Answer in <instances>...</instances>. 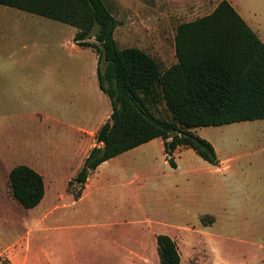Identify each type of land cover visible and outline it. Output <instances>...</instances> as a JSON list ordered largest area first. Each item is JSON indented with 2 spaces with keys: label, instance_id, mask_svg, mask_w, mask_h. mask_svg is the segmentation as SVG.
<instances>
[{
  "label": "rangeland",
  "instance_id": "rangeland-1",
  "mask_svg": "<svg viewBox=\"0 0 264 264\" xmlns=\"http://www.w3.org/2000/svg\"><path fill=\"white\" fill-rule=\"evenodd\" d=\"M103 1L119 21V47L143 49L162 70L176 64L178 26L211 14L219 3ZM240 2L264 33V0ZM97 32L98 26L87 41L96 42ZM76 33L67 24L0 4V264H13L11 256L16 264H85L89 256L102 261V252L93 255L82 248V242L92 244L86 219L111 220L115 236L137 230L134 224L170 231L177 201L184 221L193 214V228L202 225L203 215L215 217L208 224L212 238L206 244L213 253L196 255L177 243L183 264H264V119L193 129L215 147L217 165L182 147L172 154L173 167L161 138L111 158L90 174L92 190L77 201L80 188L70 182L93 140L91 125L112 104L98 87L97 51L80 46ZM152 111L158 118L173 119L164 101ZM41 160L48 164L39 169L45 173L47 195L27 209L14 199L9 174L15 166L36 167ZM230 160L232 176L223 171Z\"/></svg>",
  "mask_w": 264,
  "mask_h": 264
},
{
  "label": "trees",
  "instance_id": "trees-1",
  "mask_svg": "<svg viewBox=\"0 0 264 264\" xmlns=\"http://www.w3.org/2000/svg\"><path fill=\"white\" fill-rule=\"evenodd\" d=\"M0 4L43 16L72 27L75 41L98 53L99 86L110 98L111 118L96 134L77 184L80 196L90 174L102 163L161 138L170 165L179 147L192 148L217 165L215 147L193 129L264 119V41L228 0L206 16L178 26L177 63L162 70L159 62L139 48H120L115 31L119 21L103 0H0ZM98 26L96 42L87 41ZM164 101L172 120L158 118L152 106ZM14 199L24 208L38 206L45 196L41 174L27 165L9 174ZM203 224L215 217L202 216ZM160 264H182L170 236H157ZM3 264H12L9 260Z\"/></svg>",
  "mask_w": 264,
  "mask_h": 264
},
{
  "label": "crops",
  "instance_id": "crops-1",
  "mask_svg": "<svg viewBox=\"0 0 264 264\" xmlns=\"http://www.w3.org/2000/svg\"><path fill=\"white\" fill-rule=\"evenodd\" d=\"M221 1L222 0H219V3ZM228 1L237 10V12L244 18V20L249 24V26L259 36V38L264 41V33L260 32L261 31V28H259L260 25H257L258 23H256L254 21V19L250 18V15L248 16V13L246 10H244L245 7L240 2V0H228ZM217 5H216V7H217ZM77 32H78V30H77ZM177 61H176V63H177ZM97 68H98V66H97ZM96 77H97V81H98L97 70H96ZM98 86H99V81H98ZM100 90H101V88H100ZM112 112L113 111H112V105H111V110L109 112H106L105 114H103L101 117H99V119H96L93 126L91 125L89 135L93 140L90 142V144L87 148L88 150H87V153L85 154L84 159L87 158V156L90 154L92 148L95 147V145H96L95 144L96 134H97L98 130L102 127V125L105 122H107L108 118H110V115L112 114ZM97 120H99L98 123H97ZM68 128L71 129L70 126ZM155 140L156 139H154L148 143H145L139 147H136L132 150H129V151H127L121 155L123 156L124 154H126L128 152L134 151V150L141 148L142 146H145L149 143L155 142ZM163 144H164V142H163ZM179 148H182V147H179ZM53 160L54 159L50 158V162H53ZM110 160H108V161H110ZM232 162H233V160H230L229 163L224 167V170H223L226 172L228 171L230 176L235 175V173H234L235 171L233 170L234 165L232 164ZM105 164H106L105 162L102 163L96 170H98L99 168H101ZM52 165L53 164L50 163L51 168H53ZM58 165H61V164H58ZM176 165H177V163H176ZM32 167H35L34 164L32 165ZM41 168L42 169H46V168L48 169V164L46 162H44V160H41L40 163H38L37 166L35 167L36 171L39 174L44 175L45 173L43 174V172H39V169L41 170ZM76 169L79 170V168H76ZM93 183H94V177H91V175H90L85 186H84V188L82 189L80 196L79 197L76 196V199L78 202H81L84 198H86L89 195L90 191L92 190ZM247 183H248L247 187H249L250 186L249 180H247ZM54 186L52 189H55ZM45 188H46L45 195H47V187H45ZM172 204H173V201H172ZM178 207H179V203L177 201L175 203V205L173 204L172 211H171L172 216H174L176 219V223L171 224V230L170 231L162 230V231L158 232L157 230H152L151 228L140 227L141 224H134L136 227H138L137 230H134L131 232L130 229L128 228L126 230V232L122 233L121 235L115 236L112 233L114 222H111V220L108 219L109 220L108 222L105 220L95 222V221H90V220L86 219V223L84 224V226H85V229L87 232L86 234L88 235L87 239H91L92 244L90 247L88 245H84L82 242V248L86 249V250H90L89 253H92L93 255H98L102 252L101 254H102L104 259L102 261H99V260H96L94 258L91 259V257L89 256V258L85 260V262H86L85 264H160V257H159V252H158V242H157V236L160 234L169 235L173 240L176 241V243H178V245H181V246L184 245L185 249L186 250L189 249L191 253L196 251V255L206 256V253L212 252L209 250L207 251V249H206V247H207L206 244L208 243V246H209V243H211V238H212V233L209 232V230H208L210 227L208 225H205L202 223V225L194 226V228H193V226H191V224H190L191 220L193 219V214L191 215V219H189V220L187 219L184 221L183 218H186L183 215L184 210H183V208H181V210L178 212ZM263 211H264V209H263ZM178 215H181V216L178 217ZM186 215H187V213H186ZM45 218L46 217L44 216L43 220ZM178 218H180V221H181L180 223L178 222ZM68 219L74 220L75 217L74 218L70 217ZM59 220H62V219H59ZM148 224H150V223H148ZM172 230L174 231V233H172ZM196 234L201 235V237H203V236L206 237L207 240L202 239V238L201 239L195 238L194 236H196ZM96 239H98L99 243ZM11 258H13V264H16L14 257L11 256ZM181 259H182L181 262L183 264L182 254H181ZM213 262H211V264H214ZM216 264H218V263L216 262ZM223 264H229V263L224 262Z\"/></svg>",
  "mask_w": 264,
  "mask_h": 264
}]
</instances>
